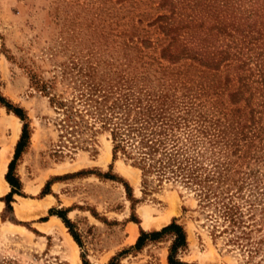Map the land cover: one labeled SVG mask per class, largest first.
<instances>
[{
  "label": "rangeland",
  "instance_id": "obj_1",
  "mask_svg": "<svg viewBox=\"0 0 264 264\" xmlns=\"http://www.w3.org/2000/svg\"><path fill=\"white\" fill-rule=\"evenodd\" d=\"M83 84L181 161L62 126L50 96L83 108ZM4 153L0 264H172L173 222L183 264H264V0H0Z\"/></svg>",
  "mask_w": 264,
  "mask_h": 264
},
{
  "label": "trees",
  "instance_id": "obj_2",
  "mask_svg": "<svg viewBox=\"0 0 264 264\" xmlns=\"http://www.w3.org/2000/svg\"><path fill=\"white\" fill-rule=\"evenodd\" d=\"M86 86V89L80 92L79 95H77L76 98L80 100L83 108H78L75 106H69L68 102H74L75 99H63L58 97L57 94L51 95L50 100L52 104L62 108L64 112V117L61 119L62 126L66 128H70L71 130H75L78 126L77 119L78 117H83L85 114H90L92 117H95L99 121L102 122L103 127H113L111 128V134L114 141V153L116 154L118 150H124L126 151V145L127 143L136 144L137 151L139 152V156L141 159L136 161L137 163H142L146 159H154L153 154L160 151V144L156 145L158 143H163V139L161 138H148L147 136L141 134L142 130L145 129V121L141 123L139 127H134L130 124V122L125 123L128 120V117L125 116L119 118L118 121L114 122L113 115L110 116L109 112L111 114L119 113L115 111V105L108 104V90L106 88H100L98 93H93L92 89L89 88L92 86L91 84H83ZM122 108V106H121ZM23 120H27L28 117L22 112V109L20 107L15 108L14 110ZM30 135L29 132V126L27 122L24 124L23 133L20 141L18 142V147L15 155V159L10 164V171L7 174V179L13 186V192H16L20 190V182L15 180L13 175L14 166L16 163L17 158L19 157L20 153L22 152V145L25 144L24 141L28 140ZM174 140V139H173ZM176 142V139L174 140ZM177 145V144H175ZM175 145H172L175 147ZM180 148H171V149H164L161 150L160 153L162 155L168 156V159H174L178 160L176 158L178 151ZM157 160H155L156 162ZM161 163L163 160L161 158L158 159ZM181 161V160H178ZM11 198L7 199L8 207H11ZM163 231H171L175 234L174 242L171 246V254H170V262L172 264H183L176 258H174V253L182 246L186 245V233L183 229V227L176 222H173L169 226L165 227ZM160 232H154V233H145L143 232V235L140 236L138 240V247L142 245L145 238L149 235L156 236Z\"/></svg>",
  "mask_w": 264,
  "mask_h": 264
},
{
  "label": "bare ground",
  "instance_id": "obj_3",
  "mask_svg": "<svg viewBox=\"0 0 264 264\" xmlns=\"http://www.w3.org/2000/svg\"><path fill=\"white\" fill-rule=\"evenodd\" d=\"M14 130H15L14 131V133H15L14 140H16L18 135H19V131H20L19 126L15 125L14 126ZM9 159H10V156L7 155L6 153H4L2 155V157H1V160H0V181H1L0 192L6 191L9 188V183L4 178V173H5L6 169H7V165H8ZM16 210H17V213L20 214L23 217H26L29 214L28 213L29 212V207H28L27 203H22L20 205H17L16 206ZM56 223H57V221L53 220L52 223L50 224V226L52 227Z\"/></svg>",
  "mask_w": 264,
  "mask_h": 264
}]
</instances>
